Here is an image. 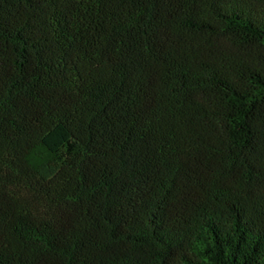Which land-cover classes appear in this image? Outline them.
<instances>
[{
    "label": "trees",
    "instance_id": "1",
    "mask_svg": "<svg viewBox=\"0 0 264 264\" xmlns=\"http://www.w3.org/2000/svg\"><path fill=\"white\" fill-rule=\"evenodd\" d=\"M0 264H264V0H0Z\"/></svg>",
    "mask_w": 264,
    "mask_h": 264
}]
</instances>
